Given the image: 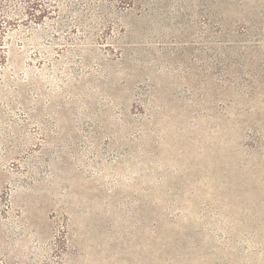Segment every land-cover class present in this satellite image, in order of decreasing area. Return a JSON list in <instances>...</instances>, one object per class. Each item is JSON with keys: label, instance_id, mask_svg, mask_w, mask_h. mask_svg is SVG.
I'll return each instance as SVG.
<instances>
[{"label": "rangeland", "instance_id": "374dc122", "mask_svg": "<svg viewBox=\"0 0 264 264\" xmlns=\"http://www.w3.org/2000/svg\"><path fill=\"white\" fill-rule=\"evenodd\" d=\"M0 264H264V0H0Z\"/></svg>", "mask_w": 264, "mask_h": 264}]
</instances>
